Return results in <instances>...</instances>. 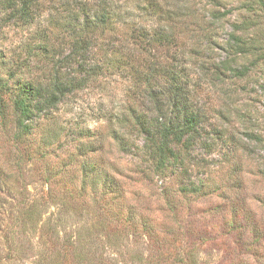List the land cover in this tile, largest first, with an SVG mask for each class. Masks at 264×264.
<instances>
[{
    "label": "trees",
    "instance_id": "trees-1",
    "mask_svg": "<svg viewBox=\"0 0 264 264\" xmlns=\"http://www.w3.org/2000/svg\"><path fill=\"white\" fill-rule=\"evenodd\" d=\"M118 1L129 5L135 1L143 15L155 17L153 25L143 24L141 17L123 19L121 12L116 13ZM173 5L164 0H0V227L13 224L11 230L9 226L0 230L4 238L0 264L25 248V242L16 238L20 233L14 234L12 227L21 224L24 232L28 225L39 224L44 194L33 195L31 182L36 177L49 183L74 161L68 157L59 162L57 172L50 155L58 154L50 148L63 131L60 107L89 83L114 72L125 74L129 96L139 92L143 80L150 86L156 82L149 96L160 109L172 106V117L148 119L130 105L124 113L110 116L109 122L127 127L132 120L138 125L146 137V153L159 169L173 159L179 160L186 173L196 142L209 138L200 147L213 150L216 138L224 136L232 122L234 110L239 121L251 123V110L236 106L235 100L242 80L258 72L264 75V0H242L224 34L216 25L227 17L228 9L212 8L209 19L199 20L195 8L180 11ZM162 79L165 84L158 83ZM256 82L264 91V78L257 77ZM209 88H218L221 96H217L220 103L208 105L207 114L200 99ZM211 112L220 124L208 121ZM113 117L117 122L113 123ZM204 121L210 129L206 130ZM228 139L238 141L234 136ZM99 147L102 143L97 138H77L75 153L69 154L78 156L75 160L83 170L78 197L86 192L87 183L96 188L100 179L109 187L107 195H116L115 176H101V168L87 160ZM37 161L46 164L43 173L26 172L27 165ZM5 212L7 219H3ZM46 223L42 229L52 238L57 224ZM100 224L89 229L91 238L99 239L105 227ZM26 243L30 248V239ZM77 255L85 258L82 250ZM63 257L67 260L66 254Z\"/></svg>",
    "mask_w": 264,
    "mask_h": 264
},
{
    "label": "rangeland",
    "instance_id": "rangeland-1",
    "mask_svg": "<svg viewBox=\"0 0 264 264\" xmlns=\"http://www.w3.org/2000/svg\"><path fill=\"white\" fill-rule=\"evenodd\" d=\"M164 1L180 11L195 8L199 20L209 19L212 8L222 12L228 9L227 17L216 25L220 34L230 30L236 6L242 2ZM115 5L116 13L121 12L123 19L141 17L138 19L143 24L153 25L155 17L143 15L135 7V1L134 5L126 1ZM172 52L171 49L169 54ZM190 70L196 79L198 75L193 68ZM124 75L114 72L91 82L71 94L68 103L60 107L59 126L63 131L50 148L58 156L51 154L50 158L57 172L59 162L68 157L74 161L49 183L36 177L35 183L27 179L33 195L39 198L44 194L40 198L42 215L37 226L28 225L24 232L21 224L12 227L14 234L20 233L14 237L23 240L25 248L16 251L6 264H44L46 261L49 264H264V91L256 82L257 77L264 78L263 73L254 74L245 82L242 80L237 88L240 94L235 105L241 109L248 106L252 112L251 123L239 121L234 110L232 122L227 125L225 135L216 138L213 150L200 147L209 138L196 142L186 173L179 160L170 159L165 167L157 168L146 153L144 133L132 120L127 127H120L116 117H113L116 125L109 122L110 116L124 113L130 105L148 119L172 117V106L160 109L149 96L153 87H157L156 82L150 86L143 80L139 92L128 96ZM158 83L166 82L162 79ZM244 84L246 87L242 88ZM217 96H221L218 88L202 95L200 100L205 103L207 114L208 105L220 103ZM208 121L220 124L214 112ZM208 121H204L206 130L211 127ZM248 127L251 131H247ZM85 134L102 143L87 160L101 168V176H115L116 195H107L109 187L100 179L96 188L87 183L86 192L78 197L76 192L83 183V170L75 160L78 156L69 154L75 153L77 138H86ZM228 136L238 141L235 143ZM45 165L37 161L27 165L26 172L29 169L33 174L37 170L41 174ZM50 191L52 196H48ZM102 213L108 218L99 216ZM4 216L7 219V212ZM101 221L105 227L99 239L91 238L89 229L93 224L101 227ZM45 223L57 224L52 238L42 229ZM12 225L7 223L4 227L9 226L11 230ZM28 239L32 242L30 248H27ZM92 239L94 243H90ZM3 240L0 234V246ZM80 250L86 259H79Z\"/></svg>",
    "mask_w": 264,
    "mask_h": 264
}]
</instances>
